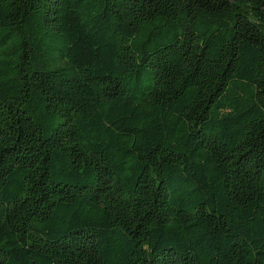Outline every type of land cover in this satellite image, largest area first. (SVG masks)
I'll return each instance as SVG.
<instances>
[{
    "label": "trees",
    "instance_id": "16d2710c",
    "mask_svg": "<svg viewBox=\"0 0 264 264\" xmlns=\"http://www.w3.org/2000/svg\"><path fill=\"white\" fill-rule=\"evenodd\" d=\"M0 264H264V0H0Z\"/></svg>",
    "mask_w": 264,
    "mask_h": 264
}]
</instances>
